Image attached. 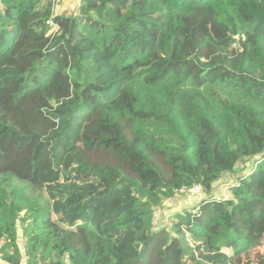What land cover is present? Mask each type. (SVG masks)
I'll list each match as a JSON object with an SVG mask.
<instances>
[{"label":"trees","instance_id":"1","mask_svg":"<svg viewBox=\"0 0 264 264\" xmlns=\"http://www.w3.org/2000/svg\"><path fill=\"white\" fill-rule=\"evenodd\" d=\"M60 4L0 0V264H264V0Z\"/></svg>","mask_w":264,"mask_h":264},{"label":"rangeland","instance_id":"2","mask_svg":"<svg viewBox=\"0 0 264 264\" xmlns=\"http://www.w3.org/2000/svg\"><path fill=\"white\" fill-rule=\"evenodd\" d=\"M78 4L79 0H61V4L59 7H57L56 11L58 13H66V14H76L78 11ZM250 166V163L247 165ZM249 170L245 172V174L248 173ZM233 181V177L230 175H226L224 177V181L216 185L215 193L217 197H227L229 194V182ZM200 198H190V197H184V196H178L174 199H169L166 201L165 206L158 210V212L155 213V223L157 226H169L170 219L173 215H175L180 209H182L185 206H189L194 204L195 202L198 203V200ZM263 251V249H262Z\"/></svg>","mask_w":264,"mask_h":264},{"label":"built area","instance_id":"3","mask_svg":"<svg viewBox=\"0 0 264 264\" xmlns=\"http://www.w3.org/2000/svg\"><path fill=\"white\" fill-rule=\"evenodd\" d=\"M181 194L183 195H190V196H196V195H201L202 194V189H201V186L197 185V186H194L192 187L191 189L189 190H181L180 191Z\"/></svg>","mask_w":264,"mask_h":264}]
</instances>
